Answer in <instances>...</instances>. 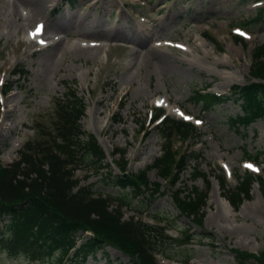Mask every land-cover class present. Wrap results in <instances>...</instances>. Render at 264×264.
Instances as JSON below:
<instances>
[{
  "label": "rangeland",
  "instance_id": "rangeland-1",
  "mask_svg": "<svg viewBox=\"0 0 264 264\" xmlns=\"http://www.w3.org/2000/svg\"><path fill=\"white\" fill-rule=\"evenodd\" d=\"M251 1L75 0V7L69 9L66 0H50L47 8L56 7L51 22L61 14H69L85 23L95 22L104 31L123 26V37H130L132 29L151 31V36L143 47H138L123 37L90 42L77 38L76 32L66 36L58 31L54 40L60 41L64 55L59 52L48 68L39 66V52L32 54L37 45L26 41L37 19L26 31L16 32L11 17L0 11V86L8 84L11 89L0 98V165L17 161L18 150L28 140L38 139L35 126L48 128L56 104L72 92L85 105L81 129L98 140L111 166L92 168L84 157L74 178L80 186L92 185L96 193L109 195L112 208L119 209L124 220L141 218L165 229L168 238L163 240L162 248L174 262L158 254L157 264H238L236 253L240 251L259 258L264 254V197L260 187L252 184L249 200L237 210L224 200L227 189L237 184L234 176L241 177L245 171L264 176V118L246 128L234 127L230 121L243 114L233 87L249 82L253 51L264 44V0L258 4ZM259 11L263 14L256 20ZM238 27L244 30L240 32ZM235 33L244 37L243 45L233 39ZM204 34L214 42L202 37ZM76 44L88 50L71 53ZM155 49L170 60L169 69L164 71L151 59L150 51ZM134 51L137 59L133 62ZM123 76L128 78L121 80ZM201 90L229 99L206 108L203 102L194 100ZM158 108L175 121L187 120L196 125L186 142L171 135L170 145L177 156L193 150L199 157L172 184L160 178L155 168L148 171L166 145L161 128L151 121L152 111L157 113ZM117 151L124 152V156ZM244 153L259 155L257 165L252 164L258 172L244 166L249 159ZM116 161L125 163V177L148 171V186L138 198L134 199L129 189L123 191L107 183L110 172L119 173L112 165ZM194 166L200 173L195 179L191 175ZM222 174L225 190L214 178ZM204 176L210 179V188L199 226L179 212L172 196L180 191L183 199L184 192L194 187L205 191ZM185 231L190 239L184 242L181 233ZM129 260L109 245L85 264H127ZM0 264L41 263H30L0 250ZM245 264L260 262L252 257Z\"/></svg>",
  "mask_w": 264,
  "mask_h": 264
},
{
  "label": "trees",
  "instance_id": "trees-1",
  "mask_svg": "<svg viewBox=\"0 0 264 264\" xmlns=\"http://www.w3.org/2000/svg\"><path fill=\"white\" fill-rule=\"evenodd\" d=\"M259 12L256 20L263 14ZM204 37L214 42L212 37ZM252 56L249 82L242 87H233L235 101L243 112L230 120L234 127L246 128L264 118V44L256 47ZM4 89L5 92L10 90L9 86ZM65 97L56 104L57 110L48 128L40 124L35 126L38 139L28 140L18 152L17 161L7 167L0 165V250L9 256L24 257L30 263L41 264H85L89 257H95L109 245L128 256L127 264H157V254L173 259L162 248L163 240L168 238L164 228L135 217L124 220L120 210L112 208L109 195L96 193L92 185L80 186L74 178L73 173L85 162L84 157L89 159L87 165L92 168L110 169L111 166L94 136L81 129L80 121L85 111L83 100L72 92ZM228 99L215 94L196 93L194 96V100L203 102L206 108L222 105ZM160 115L162 112L155 119ZM156 128H161L166 145L148 171L155 168L160 178L170 180L172 184L188 164L199 157L194 151L177 156L170 145L171 135L187 140L194 126L165 117ZM116 154L124 156V152L117 151ZM244 155L256 162L259 159V155ZM114 166L119 173L110 172L107 183L123 191L129 189L132 197L138 198L140 191L148 186V171L124 177L125 163L116 161ZM191 175L194 179L200 177L197 166L193 167ZM202 178L205 191L194 187L184 192L183 199L180 191L173 192L172 196L179 212L199 226L200 211L206 206L210 188V179ZM215 178L224 189L225 178L222 175ZM254 182L264 197V178L253 177L250 173L237 177V185L227 189L224 198L234 210L245 199L249 200ZM181 235L184 242L190 239L186 231ZM236 254L238 264H245L252 257L264 264V254L259 258L243 251Z\"/></svg>",
  "mask_w": 264,
  "mask_h": 264
},
{
  "label": "bare ground",
  "instance_id": "bare-ground-1",
  "mask_svg": "<svg viewBox=\"0 0 264 264\" xmlns=\"http://www.w3.org/2000/svg\"><path fill=\"white\" fill-rule=\"evenodd\" d=\"M50 0H0V11H2L3 15L11 17L10 21L14 24V28L16 32L18 31H26L29 27V24L33 22V20L42 21L46 23L45 30L43 31V36L46 35V32H50L51 36L43 37V43H49V46H45L44 48H39V61L38 64L40 67L48 68L51 66L59 55L60 52L63 54L64 52L60 48V41H54V38L58 34V31L65 33L67 36L69 32H76V37L80 40L86 41H94L96 38H99L103 41L110 42L112 40H121L125 34V29L123 26L120 28H114L110 31H104L101 27L97 28V24L95 22L85 23L80 17H74L69 14H61L56 17L53 22L49 21L51 17L52 11H50L47 7V2ZM46 21H49L47 24ZM132 35L130 37H123L126 40L134 41L138 47H143L147 42L149 37L151 36V31L142 29V30H131ZM53 35V36H52ZM29 44H33L29 41ZM102 48H97L96 50L100 51ZM85 49L81 47L79 44L75 45L71 53H79L85 52ZM88 52V51H87ZM160 52V51H159ZM158 50H151V59L155 61V63L162 67L165 71L171 67L170 60L167 59L164 55L160 54ZM64 55V54H63ZM137 55L136 51L133 52L131 61H136ZM123 78H128L127 76H123ZM220 77V79H222ZM1 124L3 122L1 121ZM12 152L16 150V146H11Z\"/></svg>",
  "mask_w": 264,
  "mask_h": 264
},
{
  "label": "snow or ice",
  "instance_id": "snow-or-ice-1",
  "mask_svg": "<svg viewBox=\"0 0 264 264\" xmlns=\"http://www.w3.org/2000/svg\"><path fill=\"white\" fill-rule=\"evenodd\" d=\"M40 29H37V34H39ZM185 119H189L188 117H185Z\"/></svg>",
  "mask_w": 264,
  "mask_h": 264
}]
</instances>
